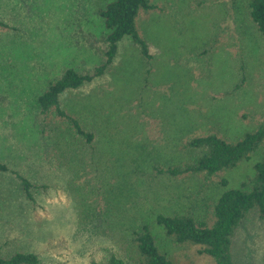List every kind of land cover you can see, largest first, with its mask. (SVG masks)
I'll return each instance as SVG.
<instances>
[{
  "label": "rangeland",
  "instance_id": "obj_1",
  "mask_svg": "<svg viewBox=\"0 0 264 264\" xmlns=\"http://www.w3.org/2000/svg\"><path fill=\"white\" fill-rule=\"evenodd\" d=\"M111 0H0V161L35 185L29 199L0 171V252H32L38 264H134L135 231L149 223L175 263L216 264L200 246L177 245L155 223L187 211L213 222L227 188L254 175L264 142L231 169L158 173L191 159L192 135L235 141L264 117V37L247 0H150L136 18L153 59L125 37L106 73L60 96L91 143L43 114L37 97L66 68L101 61L88 39L108 30L98 10ZM226 179L227 185L221 183ZM240 264H264V222L254 212L234 237Z\"/></svg>",
  "mask_w": 264,
  "mask_h": 264
},
{
  "label": "trees",
  "instance_id": "obj_2",
  "mask_svg": "<svg viewBox=\"0 0 264 264\" xmlns=\"http://www.w3.org/2000/svg\"><path fill=\"white\" fill-rule=\"evenodd\" d=\"M247 4L252 23L264 37V0H247ZM153 8L155 5L150 0H111L101 7L98 15L108 32L99 38L88 39L94 53L101 56L100 63L85 71L66 68L59 77L51 80L37 97L41 113L63 119L75 135L84 142L91 143L93 133L86 131L80 121L61 106L60 96L103 76L119 51V42L125 37L130 38L140 49L141 55L150 62L153 55L148 42L139 34L136 18L141 10ZM263 142L264 117L257 128L246 131L235 141H228L214 132L189 136L185 147L193 153L191 159L155 169L158 173L173 176L202 174L205 179H209L218 172L250 159L251 154ZM0 171L14 174L25 195L33 199L32 188L35 185L26 177L1 161ZM227 182L226 179L221 180L224 186ZM253 212L264 222V150L254 164V175L243 181L240 188H227L221 193L213 206V222L210 225L205 220L196 219L190 211L174 215L159 213L155 217V223L173 243L198 245V253L211 256L216 264H240L235 260L232 251L234 237L241 223ZM133 241L137 249V260L134 264H177L160 252L149 223H144L135 231ZM38 263V256L32 252L19 251L10 256H4L0 252V264ZM107 264L131 263L111 253Z\"/></svg>",
  "mask_w": 264,
  "mask_h": 264
}]
</instances>
